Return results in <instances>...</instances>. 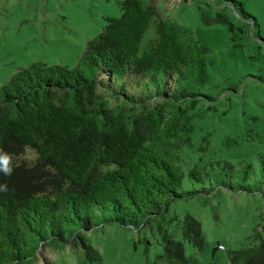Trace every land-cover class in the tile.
Returning <instances> with one entry per match:
<instances>
[{"label":"trees","instance_id":"obj_1","mask_svg":"<svg viewBox=\"0 0 264 264\" xmlns=\"http://www.w3.org/2000/svg\"><path fill=\"white\" fill-rule=\"evenodd\" d=\"M211 6L216 12H203V23L226 25L234 47L264 41L242 2ZM120 9L105 17L76 67L32 63L0 86V264H36L42 246L72 242L84 249L80 263L99 260L86 233L109 224L150 227L161 237V259L190 264L185 243L202 250L205 233L191 213L181 218L171 207L216 188L258 191L251 162L190 159L194 134L217 111L206 86L209 47L190 27L160 19L142 50L154 11L146 0H121ZM99 86L123 102L111 106ZM152 99L162 103L150 108ZM209 146L207 131L197 151ZM24 147L38 154L33 167L16 161ZM42 166L57 188L36 181ZM186 177L199 189L184 190ZM252 239L229 264H264L263 235Z\"/></svg>","mask_w":264,"mask_h":264},{"label":"rangeland","instance_id":"obj_2","mask_svg":"<svg viewBox=\"0 0 264 264\" xmlns=\"http://www.w3.org/2000/svg\"><path fill=\"white\" fill-rule=\"evenodd\" d=\"M238 1L256 18L255 35L259 32L264 39V0ZM120 2L0 0V86L32 63L76 67L89 41L103 30L105 17L121 15ZM146 2L154 17L142 50L157 38L156 25L160 19L190 27L210 49L206 56L210 81L206 86L217 97V111L210 113L194 134V147L188 150L190 159L192 162L226 160L236 167L246 162L253 164L249 183L258 191L216 188L210 195L200 193L192 199L180 200L170 211L181 218L186 212L191 213L201 222L206 244L200 250L185 243L190 264H229L231 252L257 242L252 239L255 232L264 238V41L252 37L245 46L234 47L226 25H205L202 14H215L216 8L211 6L214 0ZM231 85H236L237 90H228ZM98 91L106 94L111 106L123 102L101 86ZM160 103L162 100L152 99L147 105L152 108ZM141 110L139 107L138 111ZM207 131H210V146L206 151H197L201 135ZM37 159L38 154L30 147H24L16 157L17 163L27 167L36 165ZM42 170L44 174L36 181L57 188L59 183L52 179L48 168L42 166ZM45 171L50 173L48 178ZM183 189H199V185L186 177ZM86 236L100 256L87 264H168L160 258L161 237L150 227L134 229L109 224L94 228ZM83 252L82 246L74 242L64 248L44 245L39 249L36 264H83L80 263L86 258Z\"/></svg>","mask_w":264,"mask_h":264},{"label":"built area","instance_id":"obj_3","mask_svg":"<svg viewBox=\"0 0 264 264\" xmlns=\"http://www.w3.org/2000/svg\"><path fill=\"white\" fill-rule=\"evenodd\" d=\"M221 249H225L224 246H220Z\"/></svg>","mask_w":264,"mask_h":264}]
</instances>
